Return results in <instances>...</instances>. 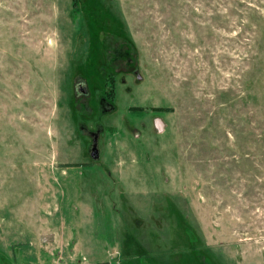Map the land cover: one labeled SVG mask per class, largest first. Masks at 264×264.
I'll use <instances>...</instances> for the list:
<instances>
[{"label": "rangeland", "instance_id": "obj_1", "mask_svg": "<svg viewBox=\"0 0 264 264\" xmlns=\"http://www.w3.org/2000/svg\"><path fill=\"white\" fill-rule=\"evenodd\" d=\"M0 264H264V0H0Z\"/></svg>", "mask_w": 264, "mask_h": 264}, {"label": "flooded vegetation", "instance_id": "obj_2", "mask_svg": "<svg viewBox=\"0 0 264 264\" xmlns=\"http://www.w3.org/2000/svg\"><path fill=\"white\" fill-rule=\"evenodd\" d=\"M79 86H80V85L78 84V85H77V88H79Z\"/></svg>", "mask_w": 264, "mask_h": 264}, {"label": "trees", "instance_id": "obj_3", "mask_svg": "<svg viewBox=\"0 0 264 264\" xmlns=\"http://www.w3.org/2000/svg\"><path fill=\"white\" fill-rule=\"evenodd\" d=\"M65 164H71V163H65Z\"/></svg>", "mask_w": 264, "mask_h": 264}]
</instances>
